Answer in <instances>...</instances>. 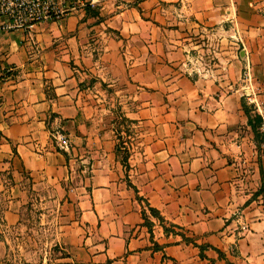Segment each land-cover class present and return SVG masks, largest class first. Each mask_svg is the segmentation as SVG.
I'll return each mask as SVG.
<instances>
[{
    "label": "crops",
    "instance_id": "1",
    "mask_svg": "<svg viewBox=\"0 0 264 264\" xmlns=\"http://www.w3.org/2000/svg\"><path fill=\"white\" fill-rule=\"evenodd\" d=\"M245 94L264 105V0H99L31 28L0 14V264L31 191L65 222L57 264H264Z\"/></svg>",
    "mask_w": 264,
    "mask_h": 264
},
{
    "label": "rangeland",
    "instance_id": "2",
    "mask_svg": "<svg viewBox=\"0 0 264 264\" xmlns=\"http://www.w3.org/2000/svg\"><path fill=\"white\" fill-rule=\"evenodd\" d=\"M214 63V59L209 62L212 66ZM97 90L100 95L103 90H107V86L98 84ZM126 95V100H128L129 94ZM244 97L246 104L252 106L253 104L248 101L247 97ZM103 98L114 104L112 115L116 120L115 129L125 131L129 135L131 127L128 125L131 121L121 113L117 94L103 96ZM252 108L254 114L258 113L254 105ZM126 139L129 140L127 136ZM260 154L264 158L262 150ZM30 195L29 204L21 213V223L9 232L5 240V261L7 264H57L58 259L66 255V251L61 246L62 227L65 222L55 217L56 214L52 213V206L41 204L36 199L35 191H31Z\"/></svg>",
    "mask_w": 264,
    "mask_h": 264
},
{
    "label": "built area",
    "instance_id": "3",
    "mask_svg": "<svg viewBox=\"0 0 264 264\" xmlns=\"http://www.w3.org/2000/svg\"><path fill=\"white\" fill-rule=\"evenodd\" d=\"M99 0H0V14L7 16L11 27L31 28L37 23L51 19L61 18L74 11L80 4L82 6L94 5ZM248 101L256 107L258 114L262 116L261 132L264 136V105L245 94ZM58 145L67 149L70 145L69 137L58 132L55 135ZM264 152V140L260 144ZM264 159V158H263Z\"/></svg>",
    "mask_w": 264,
    "mask_h": 264
},
{
    "label": "trees",
    "instance_id": "4",
    "mask_svg": "<svg viewBox=\"0 0 264 264\" xmlns=\"http://www.w3.org/2000/svg\"><path fill=\"white\" fill-rule=\"evenodd\" d=\"M243 107L249 119V124L252 126L253 131L256 137L259 139V142L264 140V136L260 130L261 123H262V116L258 113L254 114V109L251 106H248L246 103L243 102ZM152 214L160 216V213L154 209L150 208Z\"/></svg>",
    "mask_w": 264,
    "mask_h": 264
}]
</instances>
